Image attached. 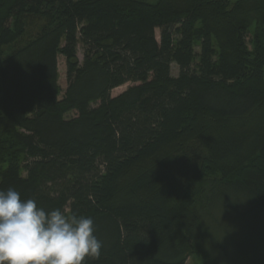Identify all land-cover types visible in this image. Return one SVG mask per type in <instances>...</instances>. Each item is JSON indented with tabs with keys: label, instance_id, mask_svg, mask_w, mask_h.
I'll return each instance as SVG.
<instances>
[{
	"label": "trees",
	"instance_id": "obj_1",
	"mask_svg": "<svg viewBox=\"0 0 264 264\" xmlns=\"http://www.w3.org/2000/svg\"><path fill=\"white\" fill-rule=\"evenodd\" d=\"M231 6L232 0H191L183 8L168 0H0V124L8 114L2 78L16 60L3 58L4 49L25 35L24 16L57 26L48 29L56 39L37 56L29 104L7 116L0 131V190L93 218L102 248L87 264H186L190 257L264 264V131L250 156L244 133L208 135L216 132L211 125L223 123L216 129L224 131L264 97V0ZM205 13L216 14L217 25ZM193 141L206 155L182 185L172 170L137 179L134 187L150 197L113 204V184L124 172L168 145L182 143L181 150ZM240 153L236 168L244 169L231 176L224 164Z\"/></svg>",
	"mask_w": 264,
	"mask_h": 264
},
{
	"label": "rangeland",
	"instance_id": "obj_2",
	"mask_svg": "<svg viewBox=\"0 0 264 264\" xmlns=\"http://www.w3.org/2000/svg\"><path fill=\"white\" fill-rule=\"evenodd\" d=\"M139 1L155 4L160 0H139ZM168 1L180 8H183L184 6L188 5V1L191 0H168ZM243 1L244 0H232L231 8H234L236 3L238 2L240 3ZM227 11L228 13H230V10ZM24 18H25L24 25L26 30L25 35L23 36L22 39L15 41L14 44L4 49L3 58H8L12 54H14L16 60L12 61L10 64H7L6 69L9 72H7L4 75V78H2L3 81L2 86L4 89V99L2 102L4 103V107L8 114L5 115L2 113L1 115L2 119L4 118L2 122L3 121L4 122L3 124H0V131L4 130L5 127L9 124V118L7 116L11 117L14 114V111L17 112V110L23 108L24 105L27 106V104H29L32 93L30 78L33 76L32 72H34L35 70L37 56L43 49V46H45L47 43L51 42L52 40L54 41L56 39V35L54 37H51V33H49L48 31L49 27L51 26V23H49L47 19L35 15H27L24 16ZM215 18H216V14L208 16V21L210 25L213 26L217 25L215 24L217 22H214L213 20ZM231 19L232 18H230V20ZM232 24H235V22ZM251 26L252 28L249 31L248 40L251 39L252 41L255 23L254 25L252 24ZM54 29H57V26L52 25L49 30L52 31ZM43 32L46 33L45 36H41ZM157 37L158 38L160 37L159 30H157ZM248 47L249 49L252 48V44H249ZM79 57L80 59H83L82 49L79 50ZM65 73H66L65 59L64 57H59V74H60L59 82L63 89L66 88V84H67ZM178 73H179L178 67L176 65H173L172 74L174 76H177ZM127 87L128 84L114 89L112 95L117 96L118 94L125 91ZM21 92H23L22 95H20ZM73 114L75 113H71L69 114V116ZM203 120L204 119H202L200 122L201 123L204 122ZM208 122L210 123L211 121ZM219 125L222 126L223 123L214 124L213 126L211 125V129L216 130V132L208 133L209 140L215 139L218 135L225 136L237 132L244 133L249 139L248 142H250L246 146L244 154L246 153L245 154L246 156L247 155L250 156L251 151L257 148L258 140L256 139V137H259V133L264 131V97L262 98L260 105L254 111L244 116L243 118L231 121L229 126L226 129H224V131H218L216 129V127H218ZM255 131L257 132L255 133ZM182 145H183L182 143L181 144L174 143L168 145L162 148L161 151L157 153V155H155V157L148 159L147 161H144L142 164H140V166L135 167L134 169H130L124 172L120 176V179L113 184L115 187L114 189L115 197L113 200V204L122 203V202H134L138 200L142 201V200H147L150 197L148 193H142L141 191H138V189L135 188L136 186L134 187L133 184L137 179H141V178L146 179L152 175H161L164 178L165 174H168L169 171L172 170L173 180H176L179 186L182 185L183 176L189 173L192 174L195 171L199 170V167L201 166L204 157L206 155L205 148L202 145H199V143L196 141L187 143L180 150ZM242 153L238 154L235 158H230L224 164L228 169L230 168L229 172L231 176L236 175V173L239 171L237 168H239L241 171H243L244 169L243 166L241 167L238 166L236 168L239 161L242 160L241 157V155H243ZM245 155L244 157H246ZM186 264H203V263L200 258L190 257L187 260Z\"/></svg>",
	"mask_w": 264,
	"mask_h": 264
},
{
	"label": "clouds",
	"instance_id": "obj_3",
	"mask_svg": "<svg viewBox=\"0 0 264 264\" xmlns=\"http://www.w3.org/2000/svg\"><path fill=\"white\" fill-rule=\"evenodd\" d=\"M101 248L93 218L49 211L14 188L0 190V264H87Z\"/></svg>",
	"mask_w": 264,
	"mask_h": 264
}]
</instances>
